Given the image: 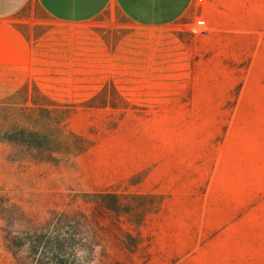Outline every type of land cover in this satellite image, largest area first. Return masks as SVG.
Wrapping results in <instances>:
<instances>
[{
    "label": "rangeland",
    "instance_id": "374dc122",
    "mask_svg": "<svg viewBox=\"0 0 264 264\" xmlns=\"http://www.w3.org/2000/svg\"><path fill=\"white\" fill-rule=\"evenodd\" d=\"M1 24L42 45L0 117L49 109L52 139L0 143V264H264V0L160 28L28 2Z\"/></svg>",
    "mask_w": 264,
    "mask_h": 264
},
{
    "label": "crops",
    "instance_id": "0c3cea01",
    "mask_svg": "<svg viewBox=\"0 0 264 264\" xmlns=\"http://www.w3.org/2000/svg\"><path fill=\"white\" fill-rule=\"evenodd\" d=\"M28 2L59 24L88 22L112 5L135 26L160 28L178 21L195 0H0V98L17 92L40 58L42 43L36 40L33 44L16 28L1 24Z\"/></svg>",
    "mask_w": 264,
    "mask_h": 264
},
{
    "label": "trees",
    "instance_id": "16d2710c",
    "mask_svg": "<svg viewBox=\"0 0 264 264\" xmlns=\"http://www.w3.org/2000/svg\"><path fill=\"white\" fill-rule=\"evenodd\" d=\"M16 93V92H15ZM12 94L6 97L3 100L10 99ZM46 100V99H45ZM2 101V100H1ZM49 101L50 100H46ZM28 114L30 116V124L17 125L15 127L7 128L5 126V119L0 117V143L1 142H20L27 145L46 148L49 147L52 139V135L49 134V127L52 124L51 112L49 109H29ZM46 114L44 124H41V121L37 119L38 114ZM100 199L104 204L105 208L116 213H124V206L121 203V196L115 193H104L101 194ZM128 215L127 213H124Z\"/></svg>",
    "mask_w": 264,
    "mask_h": 264
},
{
    "label": "built area",
    "instance_id": "2783aa9c",
    "mask_svg": "<svg viewBox=\"0 0 264 264\" xmlns=\"http://www.w3.org/2000/svg\"><path fill=\"white\" fill-rule=\"evenodd\" d=\"M200 1L202 0H195V3L198 4ZM206 24H205V21L204 20H198L196 22V26L201 28V27H204Z\"/></svg>",
    "mask_w": 264,
    "mask_h": 264
}]
</instances>
